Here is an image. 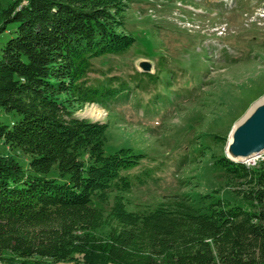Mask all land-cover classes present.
<instances>
[{
    "label": "trees",
    "instance_id": "trees-1",
    "mask_svg": "<svg viewBox=\"0 0 264 264\" xmlns=\"http://www.w3.org/2000/svg\"><path fill=\"white\" fill-rule=\"evenodd\" d=\"M127 7L125 0H11L0 7V107L19 114L11 124L0 121V140L29 155L24 167L0 153V259L90 254L101 260L90 264H262L264 159L248 165L225 151L213 154L216 165L243 180L235 191L251 208L189 190L128 209L132 182L121 170L142 154L129 146L106 154L107 124L73 114L74 105L101 103L127 87L113 77L87 79L93 57L135 41L124 29ZM54 165L66 180L45 175ZM112 189L108 211L92 202L106 201ZM102 225L109 227L104 242L94 233Z\"/></svg>",
    "mask_w": 264,
    "mask_h": 264
},
{
    "label": "rangeland",
    "instance_id": "rangeland-1",
    "mask_svg": "<svg viewBox=\"0 0 264 264\" xmlns=\"http://www.w3.org/2000/svg\"><path fill=\"white\" fill-rule=\"evenodd\" d=\"M9 1L0 0V7ZM125 1L124 29L135 41L121 53L93 57L87 79L97 83L113 77L112 84L124 80L127 87L101 103L74 105L73 114L107 124L106 154L122 146L142 154L135 166L121 170L132 182L124 193L126 207L154 205L167 195L191 190L214 191L251 208L235 191L244 188L243 180L216 165L213 154L224 152L232 125L264 94V0ZM141 60L151 63V71L140 70ZM152 73L155 77L150 78ZM94 112L103 113L96 118ZM18 118V113L0 107V121L11 124ZM0 153L28 165L29 155L3 140ZM260 158L264 156L244 161L255 165ZM45 175L67 179L56 165ZM114 194L115 189L109 190L106 201L92 202L108 211ZM108 230L102 225L94 231L100 242ZM96 260L101 261L97 255L73 254L34 262L5 253L0 264Z\"/></svg>",
    "mask_w": 264,
    "mask_h": 264
},
{
    "label": "water",
    "instance_id": "water-1",
    "mask_svg": "<svg viewBox=\"0 0 264 264\" xmlns=\"http://www.w3.org/2000/svg\"><path fill=\"white\" fill-rule=\"evenodd\" d=\"M139 66L144 71L151 69L147 60ZM224 149L231 159H247L264 151V94L232 125Z\"/></svg>",
    "mask_w": 264,
    "mask_h": 264
},
{
    "label": "bare ground",
    "instance_id": "bare-ground-1",
    "mask_svg": "<svg viewBox=\"0 0 264 264\" xmlns=\"http://www.w3.org/2000/svg\"><path fill=\"white\" fill-rule=\"evenodd\" d=\"M91 111H92V110H91ZM102 113H103V112L96 114V113L94 112V113H93V116L96 117V118H100V117L102 116ZM263 156H264V153H261L258 157H263ZM252 159H253V158H252Z\"/></svg>",
    "mask_w": 264,
    "mask_h": 264
},
{
    "label": "built area",
    "instance_id": "built-area-1",
    "mask_svg": "<svg viewBox=\"0 0 264 264\" xmlns=\"http://www.w3.org/2000/svg\"><path fill=\"white\" fill-rule=\"evenodd\" d=\"M264 153V152H263Z\"/></svg>",
    "mask_w": 264,
    "mask_h": 264
}]
</instances>
